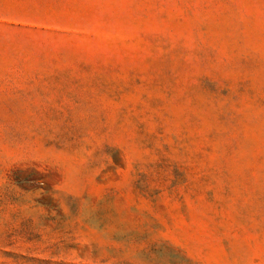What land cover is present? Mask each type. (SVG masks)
<instances>
[{
	"label": "rangeland",
	"instance_id": "374dc122",
	"mask_svg": "<svg viewBox=\"0 0 264 264\" xmlns=\"http://www.w3.org/2000/svg\"><path fill=\"white\" fill-rule=\"evenodd\" d=\"M0 264H264V0H0Z\"/></svg>",
	"mask_w": 264,
	"mask_h": 264
}]
</instances>
